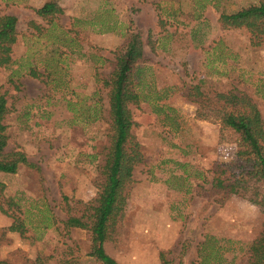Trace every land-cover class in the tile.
I'll use <instances>...</instances> for the list:
<instances>
[{
	"label": "rangeland",
	"instance_id": "374dc122",
	"mask_svg": "<svg viewBox=\"0 0 264 264\" xmlns=\"http://www.w3.org/2000/svg\"><path fill=\"white\" fill-rule=\"evenodd\" d=\"M0 0L17 18L11 62L0 67L6 152L28 164L0 172V229L9 264H102L89 254V228L65 227L94 203L110 146L109 83L115 57L137 34L143 56L133 69L128 105L142 159L124 189L125 205L104 243L118 264H249L264 229V209L212 186L238 170L239 137L216 117L217 93H244L264 124V40L223 29L221 13L264 0ZM203 110L207 119L198 117ZM16 202L17 205L10 203ZM1 233V231H0Z\"/></svg>",
	"mask_w": 264,
	"mask_h": 264
},
{
	"label": "trees",
	"instance_id": "16d2710c",
	"mask_svg": "<svg viewBox=\"0 0 264 264\" xmlns=\"http://www.w3.org/2000/svg\"><path fill=\"white\" fill-rule=\"evenodd\" d=\"M61 0H46L35 9L43 19L54 17L62 12ZM219 22L223 29H246L251 39L264 40V1L242 7L231 13H221ZM17 18L12 14L0 16V67L7 66L11 60L12 45L16 42ZM142 41L137 34L118 50L115 66L109 83L108 115L110 120V146L102 164L104 176L100 191L94 203L87 207L82 215L70 216L65 227L89 228L92 232V247L89 254L102 264H118L104 247L109 230L114 226L125 205L124 189L132 180V170L142 159L138 144L133 142L130 133L133 124L128 105L136 102L138 94L133 87V69L142 58ZM217 101L223 102L217 110L216 119L239 137L237 154L242 157L238 170L224 174L217 172L212 186L225 197L239 196L264 209V124L256 104L246 94L217 93ZM8 112L7 100L0 93V172L14 174L20 165H27L26 155L21 151L6 152L7 135L5 116ZM201 119L209 118L203 110H197ZM3 186L2 184H0ZM10 203L17 205L16 202ZM0 209L7 214L0 205ZM0 244L7 232H26L22 219L14 217L13 222L0 229ZM249 264H264V229L249 247ZM161 264L172 261L160 253ZM0 264H9L0 258Z\"/></svg>",
	"mask_w": 264,
	"mask_h": 264
}]
</instances>
